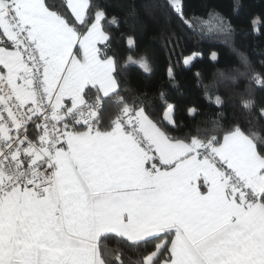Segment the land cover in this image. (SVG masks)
Segmentation results:
<instances>
[{
	"label": "snow or ice",
	"instance_id": "snow-or-ice-1",
	"mask_svg": "<svg viewBox=\"0 0 264 264\" xmlns=\"http://www.w3.org/2000/svg\"><path fill=\"white\" fill-rule=\"evenodd\" d=\"M168 7L184 28L199 24L184 0ZM61 8L0 0V264H97L90 245L101 224L130 243L152 241L144 264H264V143L239 124L206 142L170 136L178 125L164 92L162 121L150 101L129 104L119 94L106 27L116 17L100 0H63ZM212 15L228 39L230 20ZM252 25L261 34L264 22ZM127 46L124 66L150 72L132 37ZM202 57L189 53L183 64ZM167 74L174 82L172 66ZM250 85L264 89V73L253 72ZM92 90L97 109L113 96L121 106L110 133L94 129ZM214 102L223 105L219 95ZM190 157L194 164L182 166ZM194 167L207 174H192Z\"/></svg>",
	"mask_w": 264,
	"mask_h": 264
},
{
	"label": "trees",
	"instance_id": "trees-1",
	"mask_svg": "<svg viewBox=\"0 0 264 264\" xmlns=\"http://www.w3.org/2000/svg\"><path fill=\"white\" fill-rule=\"evenodd\" d=\"M45 2L52 10L62 11L63 0ZM100 2L109 19L116 17L118 22L106 27L113 34L119 94L129 104L150 101L148 111L162 121L166 107L159 96L164 92L167 102L174 105L173 116L178 125L167 129L170 136L206 142L239 124L253 140L264 143V120L257 118L258 110L264 106V89L250 85L253 70L264 73V27L257 35L252 25L256 18L264 22V0H184L186 14L199 19L194 30L184 28L168 7V0ZM213 12L230 20L233 30L228 39L215 30ZM128 37L135 41L133 54H144L150 62V72L135 65L124 66L129 53ZM177 39L179 43L174 46ZM211 51L218 53V61L209 58ZM192 52L202 53L203 57L185 66L183 60ZM170 66L175 73L174 82L167 74ZM86 94L91 95V91ZM216 95L221 97L222 107L214 102ZM120 107L116 96L106 100L94 129L112 130ZM192 108L196 109L195 115L189 113ZM151 244L152 241L130 243L113 233L103 235L99 241L106 264H144V253Z\"/></svg>",
	"mask_w": 264,
	"mask_h": 264
},
{
	"label": "crops",
	"instance_id": "crops-1",
	"mask_svg": "<svg viewBox=\"0 0 264 264\" xmlns=\"http://www.w3.org/2000/svg\"><path fill=\"white\" fill-rule=\"evenodd\" d=\"M93 95H95L94 97H96V90H92L91 95H87V96H93ZM78 99H79V97H78ZM87 99H88V97H87ZM68 103L70 104L71 101H68ZM112 130L106 131V132H104V131H99V132L103 133V134H107V133H110ZM73 131L84 132L85 129L84 128H73ZM185 142H188V141H185ZM174 159H176L175 156L169 157L170 162H171V160H174ZM194 161H195L194 157L187 158L184 161H182V166L192 165V164H194ZM191 171H192V174H200L201 172H204L205 174H207L205 169L198 168V167H194ZM53 190L59 195L62 191V186L57 184V186L54 187ZM100 233H106L107 234V233H113V232L110 231L109 229H107L103 224H101L97 227L96 232L92 237L91 245H90L91 248L93 249V251L97 252V264H101L100 258L102 257L101 252H100L99 241L103 235H100ZM97 237H98V239H97ZM102 260H103V264H106L103 257H102Z\"/></svg>",
	"mask_w": 264,
	"mask_h": 264
},
{
	"label": "built area",
	"instance_id": "built-area-1",
	"mask_svg": "<svg viewBox=\"0 0 264 264\" xmlns=\"http://www.w3.org/2000/svg\"><path fill=\"white\" fill-rule=\"evenodd\" d=\"M87 103L88 104H91L92 106H93V108L91 109V111H93L94 113H98L97 115H96V119H95V121L99 118V115H100V113H101V111L103 110V108H104V105L101 107V108H99V109H97L96 107H95V105H96V97H94V98H92V99H87ZM69 106H71V103L69 104ZM85 111H88V109H85ZM119 115V112L117 113V115H116V117ZM95 121L93 122V124L95 123ZM73 128H80V127H73ZM33 135H35V133H33ZM36 160H39V157H36ZM33 163H35V161H33ZM34 174H35V170H34ZM40 175H43V173H40ZM57 185H55L54 187H56Z\"/></svg>",
	"mask_w": 264,
	"mask_h": 264
},
{
	"label": "clouds",
	"instance_id": "clouds-1",
	"mask_svg": "<svg viewBox=\"0 0 264 264\" xmlns=\"http://www.w3.org/2000/svg\"><path fill=\"white\" fill-rule=\"evenodd\" d=\"M253 72H254V70H253ZM253 74V73H252Z\"/></svg>",
	"mask_w": 264,
	"mask_h": 264
}]
</instances>
